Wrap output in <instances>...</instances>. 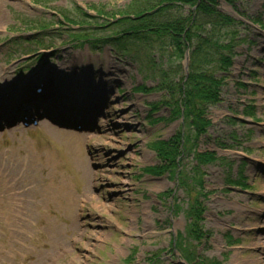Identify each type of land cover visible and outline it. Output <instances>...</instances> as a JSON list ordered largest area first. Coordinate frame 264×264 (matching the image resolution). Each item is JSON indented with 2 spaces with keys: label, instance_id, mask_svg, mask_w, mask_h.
Wrapping results in <instances>:
<instances>
[{
  "label": "rangeland",
  "instance_id": "obj_1",
  "mask_svg": "<svg viewBox=\"0 0 264 264\" xmlns=\"http://www.w3.org/2000/svg\"><path fill=\"white\" fill-rule=\"evenodd\" d=\"M130 2L0 0V89L23 88L30 101L44 75L56 83L72 79L73 86L88 87L87 101L97 107L92 121L82 119L81 132L75 123L45 117L36 126L6 124L14 114L0 111V264H183L173 241L186 233L189 190L168 173L144 175L161 166L151 143L167 142L181 129V119L171 116L172 100L158 89L155 70L139 60L145 52H91L68 36L110 34L102 25L93 32L94 21L81 14L95 17L94 7L114 12ZM227 7L221 1L217 10L236 22L232 65L225 76L215 74L224 79L218 103L205 112L210 126L196 138L191 134L193 152L224 161L200 167L203 189L195 193L204 195L208 237L194 252L221 264H264V0L236 1L238 17ZM63 16L72 25L85 23L71 28ZM44 59L58 76L38 70ZM151 60L164 62L158 54ZM2 97V105L12 104ZM195 166L192 153L181 158L193 188ZM229 180L245 190L228 186Z\"/></svg>",
  "mask_w": 264,
  "mask_h": 264
},
{
  "label": "trees",
  "instance_id": "obj_2",
  "mask_svg": "<svg viewBox=\"0 0 264 264\" xmlns=\"http://www.w3.org/2000/svg\"><path fill=\"white\" fill-rule=\"evenodd\" d=\"M221 1L234 7L238 0H132L122 10L114 12H103L102 9L94 7L92 10L95 17L81 14L83 19L94 21V26L91 27L93 32L102 25L113 29H108L110 34L69 35L72 42L80 47L88 45L91 51L110 47L114 52L128 55L127 57L132 53L137 55L138 52H145L146 57L139 55V60L145 59L155 70L156 79H160L158 89L166 91L172 100L169 104L171 116L173 119L182 120L181 129L167 142L158 140L151 143L161 166L146 168L144 171L157 176L168 173L171 179L176 180L177 187L189 190L185 212L188 221L186 233L185 236L179 234L175 242L180 257L187 264H219L211 260H201L194 252V246L205 235L202 228L204 195L195 193L199 190L195 188L203 189V173L200 167L224 161L216 159L213 153L193 152L194 138L191 139V134L196 138L210 126L209 121L204 118L205 112L208 106L218 103V91L224 79L217 78L215 74H227L232 65L231 51L237 43V29L233 28L236 22L217 10ZM63 21L71 28L78 25L81 27L85 23L83 21L74 25L76 23L73 22L72 25V20L67 16H63ZM186 51L187 77L180 75V63ZM154 54H158L159 59L164 61L162 65L161 61L157 64L150 61ZM168 79L174 80L168 84ZM178 95H182L180 101L177 100ZM155 108L152 107L151 112ZM191 153L196 162V166L191 169L194 188L188 184L190 178L180 168L181 158ZM228 184L242 189L246 187L239 181L229 180ZM198 195L201 196L200 199Z\"/></svg>",
  "mask_w": 264,
  "mask_h": 264
},
{
  "label": "water",
  "instance_id": "obj_3",
  "mask_svg": "<svg viewBox=\"0 0 264 264\" xmlns=\"http://www.w3.org/2000/svg\"><path fill=\"white\" fill-rule=\"evenodd\" d=\"M228 11H230V12H232V13H234L233 12V10H232V8H230V7H228ZM235 14V13H234ZM236 15V14H235ZM185 71H187V62H188V57L186 56V58H185Z\"/></svg>",
  "mask_w": 264,
  "mask_h": 264
},
{
  "label": "bare ground",
  "instance_id": "obj_4",
  "mask_svg": "<svg viewBox=\"0 0 264 264\" xmlns=\"http://www.w3.org/2000/svg\"><path fill=\"white\" fill-rule=\"evenodd\" d=\"M2 19H0V22H1ZM1 26V25H0ZM9 85V84H8ZM22 101H25V99H22Z\"/></svg>",
  "mask_w": 264,
  "mask_h": 264
}]
</instances>
